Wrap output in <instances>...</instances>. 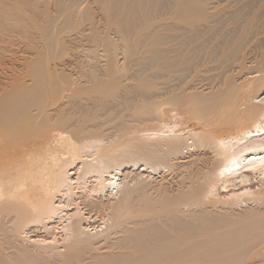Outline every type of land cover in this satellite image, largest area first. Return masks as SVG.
Returning a JSON list of instances; mask_svg holds the SVG:
<instances>
[{
	"label": "bare ground",
	"instance_id": "bare-ground-1",
	"mask_svg": "<svg viewBox=\"0 0 264 264\" xmlns=\"http://www.w3.org/2000/svg\"><path fill=\"white\" fill-rule=\"evenodd\" d=\"M46 4L47 49L75 34L80 60L71 71L42 63L0 89V264H264V187L241 213L208 198L227 174L238 175L231 186L251 184L249 170L264 180V0ZM94 16L92 47H81ZM160 113L200 131L182 149L154 140ZM88 176L99 188L81 199L85 216L74 196ZM57 219L62 247L23 245Z\"/></svg>",
	"mask_w": 264,
	"mask_h": 264
},
{
	"label": "rangeland",
	"instance_id": "rangeland-1",
	"mask_svg": "<svg viewBox=\"0 0 264 264\" xmlns=\"http://www.w3.org/2000/svg\"><path fill=\"white\" fill-rule=\"evenodd\" d=\"M51 2H53V0H51ZM46 5V0H0V89L4 86L10 85V82L13 83L12 80H15L14 76L17 77L23 72L29 71L32 67L34 70L42 65V63H45L46 66L51 64L53 69L56 68L60 71H71V64L77 65L79 62L80 57L76 56L74 53L79 50V44L73 43L70 38H74L76 36L75 34L63 36L62 38L65 39L64 44L57 52H50L47 49L42 39L40 29L45 26V14L49 11L54 14L56 10L53 4L50 8ZM95 11L96 10L93 8L92 16L97 15ZM93 20H96L97 23V25L94 23L93 26L96 25L98 27H93V31L90 29L92 31L91 32L87 29L91 27L90 25H92V23H90V25L85 23L87 25V31H85V33L88 34V32H90L91 34L94 33V35H96V32H98L97 28H99L100 24L98 23V16H94V19H89L88 21ZM94 35L85 36V39L82 41L83 43L80 44V46L92 47L91 40ZM78 70H80V67L75 66L74 71L77 72ZM251 87H253V85ZM260 88L263 89L264 86H260ZM161 116V113L158 114L157 123H155L158 130L154 131L151 135L154 140H165L164 142H169L171 139H175L177 141L175 143L176 147L182 149L186 140H188V137H190L191 134L200 131V129L196 126L195 120L190 119L187 116H167L165 119ZM243 146H245V143L242 145H235L233 149H231V153L233 154L238 152L241 148H243ZM92 153L93 155L95 154V152ZM183 154L184 156H189L192 153ZM89 156L94 157L95 155ZM80 165L82 164L78 163V166L74 167L75 169L72 170L76 172L71 174V178H73V180L76 179L74 180L75 182L78 181L77 171ZM127 169H132V167ZM167 171V169H164L158 170L156 173H146L148 177L146 179H148V182L151 183L156 182L159 179L161 180L164 176L167 177V175H171V170L169 169V172ZM246 173L251 174L252 176L251 184L231 186L228 181L232 179L235 180V177L238 175L231 177L227 174L226 176L218 178L217 181L215 180L212 184L214 191L208 198L218 205L226 207L232 206L235 209L234 211L237 213L245 212V209L248 207L246 205V200L258 194L259 190L264 187V180L261 173H253L250 170ZM119 176L122 177L121 174ZM76 184L77 182L75 183V186H77ZM98 185V181L94 176H88L86 178V186L84 188L75 187L76 193L74 197L77 202L79 201L80 207H82V209L84 208L83 211H87V209H89V207L85 204V202H89L87 200H90L88 196L89 190L87 191V189H91L92 186H97V188H99ZM104 191L105 192L102 195L100 194V197L102 196V199L105 200L111 191L110 189V192L107 190ZM67 197H65V199L64 197H61L58 199V202L66 203L68 201ZM81 199L84 201L86 200L85 202L83 201L84 204L81 203ZM70 202L74 203V200L69 201V203ZM72 203V207L69 205L71 209L65 210V212L76 213L78 211V205L76 203ZM86 211L84 212L85 216L90 215V209L89 213ZM62 225V221L57 219L56 221L50 223L45 229H33L32 232L23 237V245L32 248L34 252L48 255L50 250L47 248L51 245V241L54 242L53 244H59L60 247L63 246L66 233H64V230L60 228ZM92 232L94 231L92 230ZM48 242L49 246L46 245ZM44 246H47V248Z\"/></svg>",
	"mask_w": 264,
	"mask_h": 264
}]
</instances>
